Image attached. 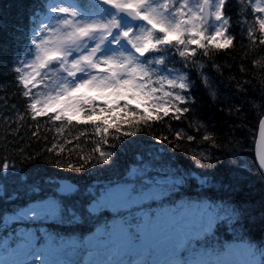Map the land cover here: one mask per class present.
<instances>
[{"label":"snow or ice","instance_id":"6c2138e0","mask_svg":"<svg viewBox=\"0 0 264 264\" xmlns=\"http://www.w3.org/2000/svg\"><path fill=\"white\" fill-rule=\"evenodd\" d=\"M226 3L32 0L21 18L0 16V32L12 40L11 56L0 63L24 102L17 119L27 114L37 126L46 119L58 133L91 126L96 137L88 155L73 157L65 150L72 141L57 140L40 152L0 157V192L13 202L3 215L0 264H264V119L251 165L203 123L189 122L205 129L206 146L190 157L196 176L164 147L178 152L195 136L170 124L173 139L150 134L193 113L197 80L217 97L212 76H223V66L214 57L234 50L236 39ZM240 4L247 15L249 5ZM250 7L260 15L238 23L249 47L264 48V0ZM253 65L264 72V56ZM128 153L132 163L122 167ZM18 162L91 179L37 177ZM253 178L261 185L258 210L241 197Z\"/></svg>","mask_w":264,"mask_h":264},{"label":"trees","instance_id":"16d2710c","mask_svg":"<svg viewBox=\"0 0 264 264\" xmlns=\"http://www.w3.org/2000/svg\"><path fill=\"white\" fill-rule=\"evenodd\" d=\"M32 0H0V16L7 15L9 18L19 19L22 17L25 9L31 5ZM249 7L245 10L247 15L241 11L240 0H227L225 14L231 19V31L236 37L234 50H229L226 54L214 57L216 63L223 66V76L213 73L214 87L217 89L218 95L213 98L205 87L197 83L192 91L195 97V105L193 113L189 114L183 121H168L167 124L156 126L152 129L151 135L161 133L168 135L169 139H173L168 125L172 130H184L196 137V140L189 142L184 140L181 142L180 150L174 152L173 148L167 144L164 147L168 150V155L173 156L177 165L181 170L193 176L199 175L200 170L192 165L190 159L192 152L199 151L206 146L201 140V135L205 129L201 128L200 132L189 129V122L197 120L203 123L209 134L215 135L226 150L234 148L236 155L243 164L251 165L253 157V142L257 123L264 113V102L261 96L264 94V72L254 67L253 59H259L264 56V48L258 44L249 47L247 32L242 30L246 25L238 23L239 21H252L259 15L251 11V3L253 0H244ZM11 38L4 32H0V57L7 59L11 56ZM241 44L244 47H241ZM179 60V57L176 58ZM241 65L245 69L241 71ZM170 67L173 66L171 63ZM180 67L179 63L174 65ZM235 77V80L232 79ZM196 80V77L193 76ZM236 81H241L245 92L241 93L237 90ZM247 83H243V82ZM231 103L235 107L241 109L239 114L235 111L229 112L228 104ZM15 105V109L12 107ZM24 113V102L20 96L17 87L14 86V76L11 73L6 74L5 66L0 63V157L7 154L9 157L18 155L19 149L26 152H40L50 146L52 143L64 140H71L72 143L65 144V150H71L72 156L88 155L94 148L96 137L91 135L93 128L91 126H75L70 130L66 129L63 133H58L56 126H53L46 119H41L39 125L33 122L27 114H24L23 120H18L17 116ZM167 119V118H166ZM39 128V135L33 136L32 133ZM76 137H79L77 140ZM149 134L146 133L144 139H148ZM185 152L187 154H185ZM47 155V154H46ZM121 166H130L132 163L131 153L121 156ZM243 166V165H242ZM17 168L22 172L29 170L31 174L37 177L43 176L65 178L84 184L91 178L85 174L80 176L68 171H59L50 168L43 163L21 164L17 163ZM255 173V168H253ZM260 183L253 178L248 185V190L241 194V197L247 200L248 207L259 209L261 193ZM238 197L237 199H239ZM7 197L4 192H0V233L3 215L6 210L13 207V202H6ZM259 212L257 211V219ZM251 238L254 241L261 239L259 228L252 230Z\"/></svg>","mask_w":264,"mask_h":264},{"label":"water","instance_id":"95a60500","mask_svg":"<svg viewBox=\"0 0 264 264\" xmlns=\"http://www.w3.org/2000/svg\"><path fill=\"white\" fill-rule=\"evenodd\" d=\"M261 119H264V113L263 115L260 117L258 123H257V128H256V133H255V139H254V143H253V157L255 158V147H256V140L259 138V122Z\"/></svg>","mask_w":264,"mask_h":264},{"label":"rangeland","instance_id":"374dc122","mask_svg":"<svg viewBox=\"0 0 264 264\" xmlns=\"http://www.w3.org/2000/svg\"><path fill=\"white\" fill-rule=\"evenodd\" d=\"M253 2H254V0H253ZM260 15V14H259ZM244 160H242V162H243ZM2 225H1V229L3 230V232H1L0 233V238H2L3 237V234H4V227H3V219H2Z\"/></svg>","mask_w":264,"mask_h":264}]
</instances>
